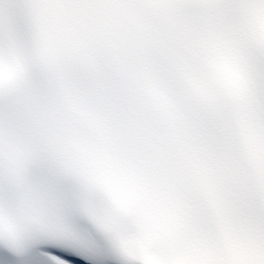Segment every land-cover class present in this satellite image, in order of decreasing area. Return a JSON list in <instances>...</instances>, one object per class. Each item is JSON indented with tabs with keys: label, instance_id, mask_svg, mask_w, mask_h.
Wrapping results in <instances>:
<instances>
[{
	"label": "snow or ice",
	"instance_id": "6c2138e0",
	"mask_svg": "<svg viewBox=\"0 0 264 264\" xmlns=\"http://www.w3.org/2000/svg\"><path fill=\"white\" fill-rule=\"evenodd\" d=\"M0 264H264V0H0Z\"/></svg>",
	"mask_w": 264,
	"mask_h": 264
}]
</instances>
